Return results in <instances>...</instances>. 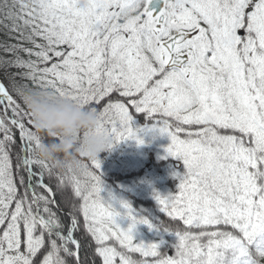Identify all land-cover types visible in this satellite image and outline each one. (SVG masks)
Listing matches in <instances>:
<instances>
[{
	"label": "snow or ice",
	"instance_id": "snow-or-ice-1",
	"mask_svg": "<svg viewBox=\"0 0 264 264\" xmlns=\"http://www.w3.org/2000/svg\"><path fill=\"white\" fill-rule=\"evenodd\" d=\"M0 27L18 41L0 45V264H86L82 250L102 264H264V0H0ZM32 89L94 110L108 148L142 144L141 116L166 134L183 170L153 196L183 227L106 201L99 158H39L60 137L36 127ZM140 224L174 236L172 251L137 242Z\"/></svg>",
	"mask_w": 264,
	"mask_h": 264
},
{
	"label": "trees",
	"instance_id": "trees-1",
	"mask_svg": "<svg viewBox=\"0 0 264 264\" xmlns=\"http://www.w3.org/2000/svg\"><path fill=\"white\" fill-rule=\"evenodd\" d=\"M17 36L16 32H7L6 29L0 27V45H3L5 43L8 44H15L18 41L15 39ZM28 47H32V45L28 44L26 45ZM22 56H24L25 59H27V55L25 53H21ZM11 56V53H5L3 51V48L0 47V57L9 58ZM35 59V58H33ZM43 66V65H40ZM12 71H16L17 69L12 68ZM0 81L4 82L6 85L8 84V80L3 77L2 74H0ZM134 111V110H133ZM139 123H146L148 125H151V121L144 117H139L136 119ZM17 139H16V147L12 148L10 150V161L13 164V174L15 175V160H16V151L20 145V140L18 138L19 133H16ZM0 138H2V134H0ZM155 148H152L150 144L148 143L144 150L142 155V160H145L144 164L139 165V167H135L133 169H110L106 172L102 171V180L103 182L111 187L112 189H116L117 191L121 190L124 194V198L127 199V201L132 205V207L136 210V213L138 215H144L148 216L149 219L152 221L154 225H158L162 220H165L168 224H170L173 228L176 227H183L182 221H172L166 215L159 210V206L157 204V201L155 200L153 193H151L150 190V184L145 182L143 183L144 187L146 188L145 193H141L140 195L134 194L133 192H130L127 189H123L120 187L121 182L129 183L132 179L138 180L141 177H150L152 174L155 178L160 180L161 178L164 179V186H169L173 192L177 191V184H178V178L173 175V172L177 170L178 167L182 165V162H178L174 159V157H162L158 158L155 154ZM107 150L102 151L99 154V158L104 159L105 161L108 159L107 157ZM179 169V168H178ZM183 170V167L182 169ZM152 171V173H150ZM47 182V181H46ZM156 189H159L160 184L159 182L154 184ZM71 192H66L64 195L57 194L55 196L56 201L60 205V209L62 211L58 212L59 215H61L63 222L65 225L69 223V218L65 213H67L68 209L65 206V198L71 197ZM54 211H56V208L54 206ZM81 224H83L82 214H81ZM148 231V234L150 235V238L152 239V242H157L163 239L164 244L162 245V249L164 247H168L169 251H172L171 245L175 242V237L171 234L164 233L162 231L158 232L155 228L149 229L147 225H145ZM212 230V229H209ZM76 235H79V232L76 233ZM174 254V252L169 253ZM82 260L86 261V264H102V261L97 256H94L92 254L91 250L84 251L82 250L79 253ZM138 255V254H137Z\"/></svg>",
	"mask_w": 264,
	"mask_h": 264
},
{
	"label": "clouds",
	"instance_id": "clouds-1",
	"mask_svg": "<svg viewBox=\"0 0 264 264\" xmlns=\"http://www.w3.org/2000/svg\"><path fill=\"white\" fill-rule=\"evenodd\" d=\"M81 7L86 0H80ZM25 102L30 108L36 127L42 134L60 137L58 143H42L36 150L41 159L55 162L59 158L72 156L97 159L111 143L106 131L96 132L97 113L92 109L78 107L75 102L58 96L51 89H32L25 93ZM93 130L80 137L82 130ZM79 138V144L77 140Z\"/></svg>",
	"mask_w": 264,
	"mask_h": 264
},
{
	"label": "rangeland",
	"instance_id": "rangeland-1",
	"mask_svg": "<svg viewBox=\"0 0 264 264\" xmlns=\"http://www.w3.org/2000/svg\"><path fill=\"white\" fill-rule=\"evenodd\" d=\"M38 42H41L39 38H37ZM35 58V57H32ZM136 127L140 129L138 133L142 139L143 143L138 144L134 139H128L120 141L119 143L114 144L111 148H107L108 151L107 157L108 159L105 161L102 158H99L101 161V170L106 172L110 169H133L135 167H139V165L144 164L145 160H142L143 150L145 146L149 143L152 148H155L156 157H172L166 155V147L170 143V138L164 134H160L157 129L151 128L150 125L146 123H139L135 121ZM174 159L178 162H182L179 158L174 157ZM182 165L177 168L176 172H181ZM152 173V171H150ZM150 184L151 193L154 191H158L162 195H167L169 193H175L169 186H164V179L161 178L158 180L152 174L150 177H141L138 180L132 179L129 183L121 182L120 187L123 189H127L134 194L140 195L141 193L146 192V188L143 183ZM159 182L160 187L156 189L154 184ZM179 183V181H178ZM178 187V184H177ZM178 190V188H177ZM101 196L111 203L119 210L121 213L124 210L120 207L119 201L126 200L124 198L123 192L120 190L112 189L108 185L103 182V190L101 192ZM117 222L121 225V227L127 228L129 224V220L125 215H121L117 217ZM134 238L137 242L144 241L145 243L152 242L150 235L148 234L147 228L144 224L137 225V228L134 232Z\"/></svg>",
	"mask_w": 264,
	"mask_h": 264
}]
</instances>
